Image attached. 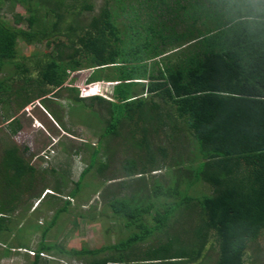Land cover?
Segmentation results:
<instances>
[{"label": "trees", "instance_id": "trees-1", "mask_svg": "<svg viewBox=\"0 0 264 264\" xmlns=\"http://www.w3.org/2000/svg\"><path fill=\"white\" fill-rule=\"evenodd\" d=\"M6 2L27 11L25 17L13 14L12 23L0 15V124L8 135L22 128L16 113L36 99L65 127L62 108L47 95L66 89L74 102L69 114L81 101V112L97 113L94 102L106 100L101 138L119 135L123 119L131 123L124 148L138 151L122 162L121 178L163 169L172 175L169 184L157 175L149 186L121 180L107 189L106 204L116 217L141 230L125 241L91 250L46 242L96 162L98 142L63 206L43 227L32 264L53 250L70 257L124 250L162 226L165 241L145 249V257L125 260L118 252L87 264H201L207 249L216 252L206 258L213 264H252L249 245L257 247L264 236V0H103L88 20L82 11H93L89 0H0V8ZM22 21L25 27L18 26ZM19 40L46 48L25 56ZM169 51L159 66L155 58ZM82 69L91 70L87 83L114 82L109 98L81 97L76 87L64 86L71 72ZM25 150L0 134V231L10 229L21 194L39 198L35 188L45 180V170ZM201 182L208 191L195 193ZM128 188L129 194L115 193ZM53 190L62 192L58 184Z\"/></svg>", "mask_w": 264, "mask_h": 264}, {"label": "rangeland", "instance_id": "rangeland-1", "mask_svg": "<svg viewBox=\"0 0 264 264\" xmlns=\"http://www.w3.org/2000/svg\"><path fill=\"white\" fill-rule=\"evenodd\" d=\"M93 3V11H82L85 20H88L92 14L99 11L103 4V0H89ZM219 1H214L216 5ZM219 7H222L221 5ZM214 6V9L219 8ZM210 8H212L210 6ZM19 13L23 17L27 15V11L20 4L11 5L10 2L2 4L0 8V15L9 23L13 22V14ZM121 20V19H120ZM26 23L22 21L18 26L25 27ZM122 27V24H119ZM181 30V27H177ZM194 44L193 41H191ZM191 44V45H192ZM188 46H184L189 47ZM53 45L49 48L51 49ZM46 48L43 44H26L23 41H18L19 51L29 56L34 52H40ZM173 51L162 54L155 58L162 67L160 60L165 56L171 55ZM91 70L82 69L71 72L64 86L76 87L78 94L81 97H88L91 95H99L109 98L111 95V88L114 82L99 81L87 83L86 78ZM1 74V73H0ZM57 96L47 95L52 99V106L54 108H62V122L65 125L59 126L50 115L49 110H45L40 100L36 99L31 104H28L21 111L16 113L19 118L22 128L15 133L9 134V128L4 124H0V134L6 133L8 138L17 144L22 150L24 147L25 154L30 157L31 163L38 170H45L44 182L38 184L35 188L36 194H39L41 199L36 196L30 198L27 193L21 194V202L13 213V217L9 222V230L0 231V252L9 251L7 256L0 254V264H32L34 260V249L41 239L43 227L47 225L57 208L63 206V201L68 198V192L74 187L81 171L89 164L90 156L93 147L99 142L101 145L99 153L96 157V162L91 170L85 174L82 180V186L79 189L78 195L72 197L71 205L67 206V210L59 214L55 224L49 229L46 234V242H56L62 245L65 249L81 248L91 250L101 245H110L125 241L133 234L140 233V229L132 224H127V218L121 216V219L114 214L111 207L106 204L109 197L108 190L115 189L121 180H125L128 184L135 186H148L154 182V177L160 176L159 180L171 183V174H168L163 169L142 175L141 177L134 176V178H121L123 171L121 164L126 158L136 157L137 148H124L126 144L123 136L130 128L131 123L123 119L117 127L119 135L101 136L107 126V119L109 118L105 107L106 100L102 102L95 101L93 109L97 112L80 110L81 103L78 102L72 109L73 113L68 111L74 102L71 100L72 95L66 89L57 91ZM54 94V95H56ZM90 102V101H87ZM72 111V110H71ZM125 146H129L128 144ZM79 151H77V149ZM142 153V152H140ZM171 154V152H169ZM173 153V152H172ZM108 162L107 168L102 172L97 171L100 163ZM52 169L54 170L52 172ZM160 172V173H158ZM61 173L63 176H61ZM117 178H113V175ZM141 180H137L140 179ZM145 182L144 184L142 182ZM44 183V186H43ZM58 184L62 192L60 195L53 190L54 185ZM115 190V193L129 194L131 190ZM200 191L207 192L205 183H198L195 187V193ZM57 195V196H54ZM106 195V196H105ZM56 197V198H55ZM82 213L85 217H81ZM115 215V216H114ZM76 217V222L73 219ZM152 216H147L148 224H153ZM120 219V220H119ZM164 226L156 230L162 234ZM159 233H154L147 236L146 239L135 243L124 250L110 249L100 252L99 254H90L84 252L80 256H67L56 253L55 250L48 253H40L38 264H87L103 256L117 255L122 252L125 260L129 258L140 259L145 255L144 251L149 246H155L157 242L163 243ZM165 234V231H164ZM158 235V236H157ZM166 235V234H165ZM17 246H22L18 248ZM24 246V247H23ZM26 247V248H25ZM255 248L257 252L255 253ZM252 264H264V236L259 240V243H250L248 248ZM204 259L201 257V264H213V258L216 252L207 249ZM208 255H213L212 259H206ZM145 257V256H144ZM253 257H257L255 260Z\"/></svg>", "mask_w": 264, "mask_h": 264}, {"label": "crops", "instance_id": "crops-1", "mask_svg": "<svg viewBox=\"0 0 264 264\" xmlns=\"http://www.w3.org/2000/svg\"><path fill=\"white\" fill-rule=\"evenodd\" d=\"M161 172V171H160ZM160 172H158V173H160ZM155 174V173H154ZM18 248H21V247H18ZM8 254H6V255H2V256H7Z\"/></svg>", "mask_w": 264, "mask_h": 264}, {"label": "clouds", "instance_id": "clouds-1", "mask_svg": "<svg viewBox=\"0 0 264 264\" xmlns=\"http://www.w3.org/2000/svg\"><path fill=\"white\" fill-rule=\"evenodd\" d=\"M97 82H99V81H97ZM80 94V93H79Z\"/></svg>", "mask_w": 264, "mask_h": 264}]
</instances>
